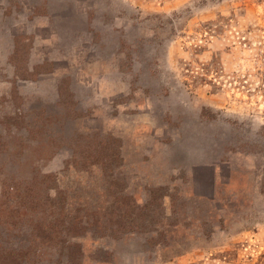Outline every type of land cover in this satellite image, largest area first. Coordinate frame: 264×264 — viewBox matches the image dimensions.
I'll list each match as a JSON object with an SVG mask.
<instances>
[{"label":"rangeland","instance_id":"rangeland-1","mask_svg":"<svg viewBox=\"0 0 264 264\" xmlns=\"http://www.w3.org/2000/svg\"><path fill=\"white\" fill-rule=\"evenodd\" d=\"M0 264H264V0H0Z\"/></svg>","mask_w":264,"mask_h":264}]
</instances>
